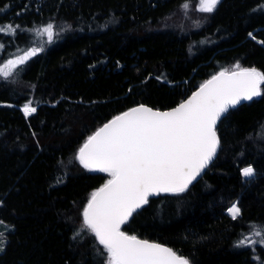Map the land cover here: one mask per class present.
<instances>
[{
	"label": "trees",
	"instance_id": "obj_1",
	"mask_svg": "<svg viewBox=\"0 0 264 264\" xmlns=\"http://www.w3.org/2000/svg\"><path fill=\"white\" fill-rule=\"evenodd\" d=\"M198 4L0 0V25L19 26L15 36L0 32V64L42 48L0 78V221L10 227L0 264H105L83 223L89 195L107 181L75 159L88 137L135 106L173 108L237 64L264 73V0H220L211 13ZM48 24L50 43L40 33ZM28 101L37 111L26 118ZM216 131L220 149L202 178L150 199L122 231L190 264H264V245L236 246L259 241L254 228H264V95L229 111ZM248 166L251 178L241 175Z\"/></svg>",
	"mask_w": 264,
	"mask_h": 264
},
{
	"label": "snow or ice",
	"instance_id": "obj_2",
	"mask_svg": "<svg viewBox=\"0 0 264 264\" xmlns=\"http://www.w3.org/2000/svg\"><path fill=\"white\" fill-rule=\"evenodd\" d=\"M219 2L199 0L197 10L211 13ZM182 7L187 10L189 5ZM53 27L48 24L40 30L49 43L53 40ZM18 28L0 25V32L15 36ZM40 51L42 48H30L0 64V78L7 80L18 65ZM262 84L264 73L237 64L231 71L225 69L213 75L170 111H154L140 105L116 116L88 137L75 159L84 169L108 173L111 179L91 193L83 209V223L103 246L107 264H190L171 248L127 235L121 226L149 203L150 196L178 194L188 189L217 154V123L241 101L264 95ZM22 111L27 118L37 109L28 101ZM241 175L251 178L255 171L248 166L241 169ZM228 213L236 220L241 210L233 204ZM254 235L261 239L245 236L236 246L264 245V228H254Z\"/></svg>",
	"mask_w": 264,
	"mask_h": 264
},
{
	"label": "water",
	"instance_id": "obj_3",
	"mask_svg": "<svg viewBox=\"0 0 264 264\" xmlns=\"http://www.w3.org/2000/svg\"><path fill=\"white\" fill-rule=\"evenodd\" d=\"M218 74V73H217ZM216 75V74H215ZM209 79H211V78H209ZM209 79H207V80H209ZM262 86V85H261ZM198 89H199V87L195 90V91H193L191 94H189L184 100H182L181 102H183V101H185V100H187L194 92H196V91H198ZM260 97V96H259ZM259 97H254L253 98V100H251V101H241V103L239 104V105H237L235 108H237V107H239V106H241V105H243V104H246V103H248V102H252V101H254V100H256V99H258ZM180 102V103H181ZM179 103V104H180ZM179 104H177L175 107H177ZM140 105H138V106H135V107H139ZM145 106V105H144ZM135 107H133V108H135ZM145 107H148V106H145ZM175 107H173V108H175ZM148 108H150V107H148ZM173 108H170V109H167V110H157V109H153V108H151V109H153L154 111H161V112H165V111H170L171 109H173ZM234 108V109H235ZM130 109H132V108H130ZM129 110V109H128ZM128 110H126V111H128ZM231 110H233V109H230L229 111H231ZM126 111H124V112H126ZM124 112H122V113H124ZM122 113H120V114H118V115H121ZM118 115H116V116H118ZM116 116H114L113 118H115ZM113 118H111L109 121H111ZM109 121H107L106 123H108ZM220 122V121H219ZM219 122L217 123V126H218V124H219ZM106 123H104L102 126H100L97 130H99L101 127H103ZM217 126H216V129H217ZM96 130V131H97ZM95 131V132H96ZM94 132V133H95ZM93 133V134H94ZM93 134H91V135H93ZM90 135V136H91ZM217 135H218V133H217ZM86 142V141H85ZM84 142V143H85ZM219 149H220V146H219ZM219 149H218V151H217V154H216V156L214 157V159L211 161V163L208 165V167L215 161V159H216V157H217V155H218V152H219ZM207 167V168H208ZM207 168L201 173V175L199 176V177H197V179L196 180H194L193 182H192V184L191 185H189V187H191L193 184H195L196 182H198L201 178H202V176H203V174L206 172V170H207ZM107 183V182H106ZM188 187V188H189ZM101 188V187H100ZM165 194H170V193H160L159 195H165ZM159 195H153V196H150L149 197V200L150 199H153V198H156L157 196H159ZM87 206V205H86ZM85 206V207H86ZM146 206V205H145ZM145 206H143V207H145ZM142 207V208H143ZM141 208V209H142ZM138 210H140V209H138ZM137 210V211H138ZM136 211V212H137ZM125 224H123L122 226H121V231H122V227L124 226ZM128 235V234H127ZM139 239V238H138ZM141 240H143V239H141ZM150 243H155V242H151V241H149ZM158 244V243H157ZM161 245V244H160ZM162 246H165V245H162ZM165 247H167V246H165ZM169 248V247H168Z\"/></svg>",
	"mask_w": 264,
	"mask_h": 264
},
{
	"label": "rangeland",
	"instance_id": "obj_4",
	"mask_svg": "<svg viewBox=\"0 0 264 264\" xmlns=\"http://www.w3.org/2000/svg\"><path fill=\"white\" fill-rule=\"evenodd\" d=\"M234 69V68H233ZM232 69V70H233ZM103 174L107 177V181L109 179H111V177L108 175V173L103 172ZM89 197H91V194L89 195ZM10 227L7 226L6 224H4L3 222L0 221V240L3 242V246L0 248V252L3 250L4 245L6 243V239H7V233L9 232ZM0 241V242H1ZM1 244V243H0ZM103 247V246H102ZM105 264H107V259Z\"/></svg>",
	"mask_w": 264,
	"mask_h": 264
}]
</instances>
